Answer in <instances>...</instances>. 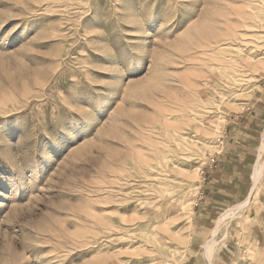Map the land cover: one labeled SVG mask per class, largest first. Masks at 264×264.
<instances>
[{
  "label": "rangeland",
  "instance_id": "obj_1",
  "mask_svg": "<svg viewBox=\"0 0 264 264\" xmlns=\"http://www.w3.org/2000/svg\"><path fill=\"white\" fill-rule=\"evenodd\" d=\"M260 1L0 0V264H207L213 239L212 264H264V153L230 218L264 130L230 139L264 96ZM239 168L202 211L205 179Z\"/></svg>",
  "mask_w": 264,
  "mask_h": 264
},
{
  "label": "bare ground",
  "instance_id": "obj_2",
  "mask_svg": "<svg viewBox=\"0 0 264 264\" xmlns=\"http://www.w3.org/2000/svg\"><path fill=\"white\" fill-rule=\"evenodd\" d=\"M257 1V0H256ZM262 1V0H261ZM260 1V2H261ZM246 2V1H245ZM254 2V1H253ZM252 3V2H251ZM262 3V2H261ZM248 5H251V4H249V3H247ZM255 4V3H254ZM258 5H260V4H258ZM248 7V6H247ZM255 7V6H254ZM239 8V7H238ZM262 9V8H261ZM263 9H264V5H263ZM262 9V10H263ZM251 10V9H250ZM264 11V10H263ZM254 12H256V11H254ZM258 12V14H259V11H257ZM227 13H229V12H227ZM251 13H253L252 12V10H251ZM262 13V12H261ZM264 13V12H263ZM251 16H252V14H250ZM255 16V15H254ZM254 16H253V18H254ZM261 16V15H260ZM263 16V15H262ZM232 17V16H231ZM238 17V16H237ZM237 17H235V18H237ZM252 18V17H251ZM239 20V19H238ZM243 20H244V18H243ZM247 21V20H246ZM259 22V21H258ZM225 23V22H224ZM252 23V22H251ZM264 23V22H263ZM247 25H248V23H246ZM260 26H261V24H260ZM252 27V26H251ZM251 27H247V28H251ZM263 27H264V25H263ZM262 27V28H263ZM256 28L257 27H254L253 29H255L256 30ZM230 29V28H229ZM242 30V29H241ZM244 30V29H243ZM248 30V29H247ZM246 30V31H247ZM259 30V29H258ZM229 30L227 29V32H228ZM250 31V30H249ZM248 31V32H249ZM260 31V30H259ZM257 32V31H256ZM263 32V31H262ZM229 33H231V32H229ZM211 34V33H210ZM236 35V38H235V40H233V41H237V42H243L244 41V36L246 35L243 31H239V32H237V34H235ZM223 36V35H222ZM261 37V36H260ZM220 37H218V39H219ZM223 38V37H222ZM212 39V38H211ZM210 39V40H211ZM232 39V38H231ZM246 39V38H245ZM249 39V38H248ZM247 39V40H248ZM213 42V41H212ZM215 42V41H214ZM246 42V41H245ZM244 43V42H243ZM257 43V42H256ZM234 43H231L229 40H228V38L227 39H219L218 41H216L215 42V44H214V47H215V51L217 50V51H222L224 48H227L228 49V47H231L232 45H233ZM240 44V43H239ZM247 44V43H246ZM250 44V43H249ZM236 45V44H235ZM255 46V45H254ZM258 46H260V45H258ZM257 46V47H258ZM206 47H207V45H206ZM236 47H238V46H236ZM247 47V46H246ZM207 48H209V47H207ZM255 48V47H254ZM213 50V49H212ZM244 50V49H243ZM256 50V49H255ZM235 51V50H234ZM250 51V50H249ZM251 51L253 52V50L251 49ZM251 51H250V53H251ZM201 52H203L202 50H201ZM209 52V51H208ZM245 52H246V50H245ZM198 53V52H197ZM204 53V52H203ZM207 53V52H206ZM216 53H218V52H216ZM223 54H225V53H230V52H222ZM208 54V53H207ZM213 54V53H212ZM211 54V55H212ZM219 54V53H218ZM239 54V53H238ZM198 55V54H197ZM196 55V56H197ZM201 55V54H200ZM230 55V54H229ZM232 55V54H231ZM243 55H245V54H243ZM206 56V55H205ZM233 56H235V55H233ZM198 57V56H197ZM201 57V56H200ZM219 57V56H218ZM201 58H204V57H201ZM207 58V57H206ZM207 59H209V58H207ZM217 59V58H216ZM228 59V58H227ZM230 59V58H229ZM239 59V58H238ZM245 59H246V57H245ZM251 59V58H250ZM203 60V59H202ZM214 60V59H213ZM231 61H234V59H230ZM256 60V59H255ZM208 61H212V60H208ZM215 61V60H214ZM217 61V64H218V61H220V60H216ZM246 61V60H245ZM223 62V61H222ZM243 62V61H242ZM252 62H253V60H252ZM258 62V61H257ZM211 63H213V61L212 62H210L209 64H211ZM228 63V62H227ZM220 64V63H219ZM234 64H236V63H234ZM242 64V63H241ZM204 65V64H203ZM227 66H225V64H223V66H225L224 68H221L220 70L222 71V72H226L227 70H228V68L229 69H231V70H233V73H234V75H233V73L232 74H225V72L221 75L222 77H224V79H234V77H240V79L239 80H242V77H243V75L245 74V72L243 71V69H235L234 67H231V66H234V65H232L231 63H229V65L228 64H226ZM239 67V66H238ZM259 67V66H258ZM241 68H244V67H241ZM214 69H215V67H214ZM213 69V70H214ZM253 69H256V65L254 64V66H253ZM244 70H246V69H244ZM251 70V69H250ZM230 71V70H229ZM247 73H249V72H247ZM221 79V78H220ZM209 80V79H208ZM222 80V79H221ZM200 81V80H199ZM210 81V80H209ZM207 82V81H206ZM218 82H220V81H218ZM234 82H238L237 80L236 81H234ZM190 87V86H189ZM205 87V86H204ZM187 88V87H186ZM198 90H201V89H198ZM196 92V91H195ZM199 93V92H198ZM187 95V94H186ZM201 95V94H200ZM186 98V97H185ZM173 99H175V98H173ZM171 100V99H170ZM199 100H200V98H199ZM187 101V100H186ZM198 101V100H197ZM175 102V101H174ZM173 102V103H174ZM182 102V101H181ZM193 103V102H192ZM198 103V102H197ZM197 103H195V104H197ZM203 103V102H202ZM207 103V102H206ZM194 104V103H193ZM172 105V104H171ZM170 105V106H171ZM220 105V104H219ZM181 106H183V105H181ZM189 106V105H188ZM218 106V105H217ZM174 107V106H173ZM176 107V106H175ZM178 107V106H177ZM195 107V106H194ZM183 108V107H182ZM186 108V107H185ZM207 108H209V107H207ZM219 108V107H218ZM218 108H217V110H218ZM168 109V108H167ZM172 109H174V108H172ZM194 109V108H193ZM182 110V109H181ZM198 110V109H197ZM208 110V109H207ZM206 110V111H207ZM188 111V110H187ZM205 111V110H204ZM206 111H205V113H206ZM210 111V110H209ZM177 113V112H176ZM193 113V112H192ZM212 113V112H211ZM159 114H160V112H159ZM165 114V113H164ZM169 115H170V113H168ZM180 114V113H179ZM183 114V113H182ZM174 115V114H173ZM178 115V114H177ZM192 115V114H191ZM196 115H197V113H196ZM199 115V114H198ZM190 116V115H189ZM208 116V115H207ZM163 118V117H162ZM200 118V117H199ZM163 119H165V118H163ZM192 119L193 120H195V121H198L197 119H195V116L194 117H192ZM166 120V119H165ZM185 120V119H184ZM162 121V120H161ZM149 122V121H148ZM154 122V121H153ZM208 122V121H207ZM150 123H152V122H150ZM157 123H159V121L157 122ZM205 123V122H204ZM163 123H161L160 124V126L162 125ZM200 125L202 124V123H199ZM208 124V123H207ZM170 125V124H169ZM146 126V125H145ZM164 126V125H163ZM150 127V126H149ZM165 127V126H164ZM205 127V126H204ZM167 128V127H166ZM191 128V126H189V125H187V126H185V127H179L176 131H173L172 130V132L173 133H171V135L168 133V141L169 142H174L175 143V145H176V147H180V146H183L184 147V145H183V142H180L179 143V146L177 145V141H176V138L177 137H179V138H184V139H190V134H189V129ZM209 129H210V131L212 132V133H217V131L218 130H216L217 128L213 125V121H211L210 122V125H209V127H208ZM148 129V128H147ZM162 129H163V127H162ZM169 129V128H168ZM172 129V128H171ZM170 129V130H171ZM175 130V129H174ZM204 130V129H203ZM162 131V130H161ZM165 131V130H164ZM141 132V131H140ZM199 132V131H198ZM201 132V131H200ZM153 133L155 134V135H157L155 132H154V129H153ZM165 133V132H164ZM167 133V132H166ZM204 133V132H203ZM148 134V133H147ZM218 134V133H217ZM166 135V134H165ZM192 135H194V134H192ZM191 135V136H192ZM142 136H145V135H142ZM165 138V137H164ZM195 138V137H194ZM150 139H152V138H150ZM156 141V140H155ZM168 141H166V142H168ZM197 142V141H196ZM150 143V142H149ZM155 144V143H154ZM166 144V143H165ZM165 144H163V143H160V147L162 146V145H165ZM146 145V144H145ZM171 145V144H170ZM156 146V145H155ZM166 146V145H165ZM148 147V146H147ZM146 147V148H147ZM157 147V146H156ZM193 147H195V146H193ZM158 148V147H157ZM167 148V147H166ZM170 149H171V147H170ZM169 149V150H170ZM179 149V148H178ZM151 150V149H150ZM153 150V149H152ZM172 150V149H171ZM190 151V150H189ZM147 152V151H146ZM154 152V151H153ZM143 153V152H142ZM187 153H189V152H187ZM186 153V154H187ZM264 153V131L262 132V134H261V144H260V147H259V149H258V151H257V159H256V161H255V163H254V166H253V171H252V174H251V190H250V193H249V195L247 196V198L245 199V200H243V201H241L240 203H238V204H236V205H234V207H233V209H232V211H231V213H230V218H233V217H235V215L239 212V211H241L242 209H243V207L245 206V204L250 200V198L253 196V194L257 191L256 189H258L257 188V185H258V177H259V173H260V159H261V156H262V154ZM166 154V153H165ZM154 155V154H153ZM156 155V154H155ZM193 155V154H192ZM176 157V156H175ZM182 157V156H181ZM180 157V158H181ZM186 157V156H185ZM149 158V157H148ZM180 158H178V159H180ZM176 159V158H175ZM187 160H189V159H187ZM186 160V161H187ZM191 160H192V157H191ZM143 161V160H142ZM177 161V160H176ZM163 162H164V160H163ZM143 163V162H142ZM180 163V162H179ZM191 163V162H190ZM164 164V163H163ZM145 165V164H144ZM163 166V165H162ZM143 169H144V167H142ZM145 169H146V172H145V174H144V178H146V181L148 182V184L152 187V185H151V183L153 184V180H157V179H161L162 181L164 180V179H166L167 178V176H168V174H167V176H165V172H164V170L161 168V165H160V163H157L156 165H151V164H149L148 162H146V166H145ZM170 169V168H169ZM180 169V168H179ZM145 171V170H144ZM140 174V173H139ZM142 176V175H141ZM188 177V176H187ZM185 179V178H184ZM139 180V179H138ZM145 180V179H144ZM191 180V179H190ZM140 181V180H139ZM187 180H185V182H186ZM136 184H138V183H136ZM181 184H184L183 182L181 183ZM144 185V184H143ZM149 186V187H150ZM156 186H157V184H156ZM146 187V186H145ZM157 188H158V186H157ZM163 188V187H162ZM152 189V188H151ZM138 191V190H137ZM150 192H151V195H149L148 196V198H150L151 200H157V195L156 194H154V191H152V190H149ZM161 201V200H160ZM165 201V200H164ZM153 202V201H152ZM163 204V203H162ZM159 210V209H158ZM156 213V212H155ZM220 221H222V220H220ZM112 229V228H111ZM214 243H215V241H214V239L212 240V242H211V244L205 249V254H204V256H205V258H206V262H207V264H212V259H211V256H210V251H211V249H212V246L214 245Z\"/></svg>",
  "mask_w": 264,
  "mask_h": 264
},
{
  "label": "crops",
  "instance_id": "obj_3",
  "mask_svg": "<svg viewBox=\"0 0 264 264\" xmlns=\"http://www.w3.org/2000/svg\"><path fill=\"white\" fill-rule=\"evenodd\" d=\"M260 116V117H259ZM264 118V96L261 97L260 102L255 104V109L254 111H252V113H249L248 116L245 117V129L241 128L240 126L236 125L232 132L230 133V139L233 140L234 144L237 143H241V142H245L249 141L250 139H254L255 137L253 136V133H251L250 131H254V129H257L256 127L253 128V125H257L258 121H261ZM263 122V121H262ZM264 131V130H263ZM262 134V133H261ZM261 139V136H260ZM261 142L258 144L257 149H256V156H257V151L260 147ZM235 152H240L239 149H235ZM247 159H249L248 157H246ZM252 167L253 164L255 162V159L252 160ZM248 161H246L244 163L245 166H247ZM251 165V164H250ZM239 167H243V164L238 165ZM240 169L237 170H231V176H224V175H220L217 174L215 171H212V173L208 176V178L205 179L204 181V185H203V189H202V193L200 194V198L198 200V202L200 203L201 206V210L202 211H208L210 208V206H214V204H212L213 202H218L219 198H218V194H220V192L224 193V189L221 188L222 186L218 184V182L221 179V176L223 177L222 180H224L225 178L228 179H235L234 176L239 175L240 174ZM217 171V170H216ZM224 169L221 170V172L223 173ZM243 175V174H240ZM239 177V176H237ZM236 180V179H235ZM235 185V184H233ZM212 204V205H211Z\"/></svg>",
  "mask_w": 264,
  "mask_h": 264
}]
</instances>
